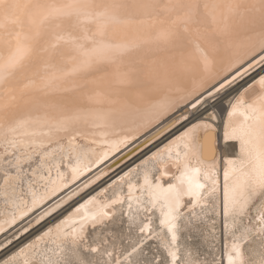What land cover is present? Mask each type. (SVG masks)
Returning <instances> with one entry per match:
<instances>
[{
    "label": "snow or ice",
    "instance_id": "1",
    "mask_svg": "<svg viewBox=\"0 0 264 264\" xmlns=\"http://www.w3.org/2000/svg\"><path fill=\"white\" fill-rule=\"evenodd\" d=\"M120 28L147 35L114 41L110 33ZM209 35L217 44L219 37H225L229 48L244 50L238 60H229L223 72H230L249 56L259 59H253L244 73L254 65H264V0H0V170L4 196H8L9 187L15 188L10 182L22 178L25 164L38 159V167L47 166L49 175L52 167L58 169L60 164L51 161L64 147H52L53 137L69 133L88 119L79 112L63 114L61 108L54 109L59 115L45 110L43 115L34 116L28 105L36 100V94L70 91L62 87L67 78L93 71L106 72L113 65L114 83L120 86L142 84L145 75L152 72L157 78L165 77L170 70L167 65L152 69L142 60L131 58L146 45H171L183 52L194 43L199 53L196 62L190 64L182 59L181 64L182 70L201 72L204 77L197 88L199 95L190 102L196 110L241 75L237 70L231 80L225 77L219 81L221 72L210 73L212 61L199 43ZM126 58L128 66L124 67ZM213 82H218L219 87ZM257 83L260 94L251 102L242 94L228 112L224 141L239 142V158L227 161L230 167L223 172L222 188L215 165L202 167L192 163L197 133L201 128L210 129V121L216 120V115L182 116L185 122H196L173 142L175 151L170 145L149 158L159 165L158 175L146 172L139 187L129 182L126 197L117 195L107 203L93 197L80 204L73 215L56 225L55 231L48 229L19 252L0 259V264H18L20 256L36 252H41L40 264H194L190 252L180 255L179 221H186V227H196L209 217L205 211L209 204L216 215H221L222 208L225 238H231V246L224 245L227 264H264V76ZM88 99L100 102L91 96ZM77 101L78 98L73 99L72 103ZM169 107L160 105L159 114H165ZM108 115L98 113L95 119L105 121ZM68 140L70 155L63 158L71 159L74 154L77 164L71 167V172L75 180L88 168H81L75 136L70 135ZM107 156L105 152L103 159ZM170 168L176 170V175ZM11 170L15 171L14 176ZM32 171L35 174L37 169ZM165 178L171 181L166 186ZM124 179L120 177L121 182ZM137 192L138 195L134 194ZM44 198L33 193L32 207H37ZM125 202L127 210L123 208ZM117 204L121 205L119 224L126 221L129 231L137 225L142 213L149 214L148 222L141 221L139 227L141 239L130 251H118L115 243L116 213L108 209ZM157 211L159 230L152 227ZM27 214L21 211L20 217L13 215L5 220L0 224V232L5 231V224H15ZM215 223L213 219V228ZM165 230L170 240L162 236ZM23 231L26 233L29 228ZM211 235L215 239V233ZM152 240H158L159 244L150 255L145 249ZM49 241L53 247H47ZM41 244L45 246L42 251ZM161 250L165 255L160 254ZM133 256L137 259L133 260ZM25 264L35 262L25 259ZM195 264H224V260L213 255L211 261Z\"/></svg>",
    "mask_w": 264,
    "mask_h": 264
},
{
    "label": "bare ground",
    "instance_id": "2",
    "mask_svg": "<svg viewBox=\"0 0 264 264\" xmlns=\"http://www.w3.org/2000/svg\"><path fill=\"white\" fill-rule=\"evenodd\" d=\"M138 35L147 34L137 33L124 28L110 33L114 41L122 39L132 40ZM218 39L220 40L219 44L210 35L199 41L201 47L207 50L209 58L212 61L210 73L214 75L217 72H221L222 74L218 78L219 81H223L225 77L231 80L236 75L237 70H239L241 75L236 79L235 83L227 85L210 99L206 105L196 110L191 108L190 102L194 101L196 96L199 95L197 88L204 77L201 72L182 70L181 64L182 59L190 64L196 62L199 53L196 52L194 43L183 52H180L171 45H146L131 58L142 60L152 69H159L161 66L167 65L170 70L165 77L157 78L155 72H152L145 75L144 83L142 84L134 82L131 85L120 86L114 83L113 73L116 70V66L113 65L108 66L106 72L93 71L67 78L62 87L70 88V91L54 90L48 92L47 95L42 93L36 94V100L30 102L28 105V109L31 110L34 116L43 115L45 110L50 114L59 115L61 113L54 109L61 108L63 114L79 112L87 115L88 119L86 121L82 120L75 125L69 133H58L53 137L52 147L58 149L60 145H63L64 151H58L54 160L51 161L53 164L59 163L60 167L58 169L52 167L50 175L48 167L45 166L43 169H40L38 167L39 160L35 159L30 165H23L24 174L22 178L19 181L10 182L15 184V188L13 190L12 187H9L8 196L5 197L3 172L0 170V224H3L5 220L11 219L13 215L20 217L21 211L28 213L26 216L18 218L15 224L10 226L4 225L5 231L0 232V259L8 258L19 252L21 248L32 243L36 237L43 235L48 229L51 228L55 231L57 224L73 215L75 209L89 199L96 197L98 202L107 203L117 195L126 197L129 182L139 187L143 182V176L146 172L150 175H158L159 172L156 169L159 168V165L149 158L154 154L159 155L161 150L168 148L170 145L173 146V151H175L173 142L187 127L191 126V123L196 122L195 120H191V123L185 122L181 117L186 115L191 118L192 115L198 114H196L198 110L210 109V113H214L217 119L210 121L212 125L210 129L205 130L201 128L197 133L192 163L193 165L202 167L215 165L222 188L223 172L226 168L230 167L227 161L239 158V142L228 141L226 143L224 141V125L230 119L228 112L231 110V105L238 98H241L242 94H245L243 98L248 102H251L256 95L260 94L261 89L257 82L260 77L264 76V65H254L247 73H244V69L249 67L253 59H259V56L255 58L249 56L243 63H238L230 72H223L229 60H238L244 55V50L236 47L229 48L227 46V38L225 37H219ZM127 66L128 58L125 59L124 64V67ZM254 74L256 75L248 83L239 88L238 93L225 110L219 104H214L222 94L226 93V89L228 90V88L243 82ZM213 83L216 87H219L218 82ZM205 86L211 88L212 84H206ZM98 93L100 95H97ZM90 96L100 102L89 101L88 97ZM76 98H78V101L72 103L73 99ZM129 105H132V107H129ZM160 105L170 106L169 111L160 115ZM210 105L212 107L208 108ZM44 106L50 107L45 109ZM182 111L184 112L180 114ZM218 111L224 112L220 136H218L219 133L217 132L216 125L219 122ZM98 113H110V115H108L107 120L99 121L95 119ZM210 113L205 114L203 117L207 118ZM176 114L180 115L176 116ZM234 119H239V117H235ZM97 124L103 126H94ZM77 132L79 135H76ZM205 132L208 133L207 136ZM70 135L75 136L74 143L80 156L79 163L81 168L83 169L84 166L88 168L87 171H83V174L75 180L71 172V167L77 164L74 154L71 159L63 158L70 155L68 151V137ZM122 141L126 142L121 143ZM225 144L235 145V152L232 154L222 153L219 146ZM0 151H2V148H0ZM105 152L108 153V156L106 159H103ZM210 152L211 154H209ZM145 156L148 157L142 160ZM140 161V165H134ZM130 162L131 164L128 165ZM0 167H2V163H0ZM34 168L37 169L35 174L32 171ZM170 171L173 175H176L174 168H170ZM11 174L14 176L15 171L11 170ZM61 174L63 175L61 176ZM41 177L44 178L41 179ZM120 177H125L123 182L120 181ZM168 182H171L168 178H165L163 181L165 186ZM64 185L67 186L65 187ZM53 189L56 190L53 191ZM33 193L37 196L45 197L43 202L35 208L32 207ZM134 194L138 195L139 193ZM89 207L92 206L90 205ZM29 208L32 210L28 211ZM123 208L127 210V202H125ZM108 210L116 213L113 223L119 229L124 228L123 234L126 235V240L128 239L126 242L128 246L127 250L130 251L131 247L141 239L139 227L142 226L141 221L148 222L146 217L149 214L142 213L137 225L129 231L126 221L124 225L119 224L121 220V205L117 204ZM205 211L210 216H213V218L208 217L196 227H186V221H179L181 225V230L178 232L180 255L183 257L190 252L194 264L198 261L192 255L190 244L184 241L182 237L183 232L190 237L189 234L191 233L189 232H197L199 231V226H206L209 230V237H212L211 234L213 232L215 233L216 240L220 236L217 235L219 232L223 233L225 237L222 208L220 209L221 215H216L213 212L211 204H209V207ZM197 212H200L199 208H197ZM45 213H48V215H45ZM159 218L160 213L157 211L154 213L152 220V227L156 230H159ZM213 219L216 221L215 228H213ZM26 227L29 228V231L25 233L23 229ZM18 234L19 236L17 237ZM30 236L33 239L23 243ZM162 236L170 240V236L167 235L166 230L162 233ZM14 237L17 238L13 239ZM115 243L118 251L124 250V246L121 245L122 243H120L118 238ZM150 243L158 245L159 241H149L147 246ZM225 243L230 247L231 238H225L224 245ZM18 244H21L16 248L18 250L12 253L15 248L14 246ZM3 245H7V247L5 248ZM224 245L223 247L221 246V250L223 248V251H220V259H223L224 264H227V257L224 255ZM53 246L49 241L47 247ZM44 247L41 244V251ZM163 255H165L164 252ZM25 259L34 261L35 264H40L41 252L34 254L26 253V255L20 256L18 264H25ZM136 259L137 257L133 256V260Z\"/></svg>",
    "mask_w": 264,
    "mask_h": 264
},
{
    "label": "rangeland",
    "instance_id": "3",
    "mask_svg": "<svg viewBox=\"0 0 264 264\" xmlns=\"http://www.w3.org/2000/svg\"><path fill=\"white\" fill-rule=\"evenodd\" d=\"M256 74H254L253 76H250L249 78H247L246 80H244L243 82H240L239 84L235 85V86H232L230 88H228V90L226 89V93L225 94H222L219 99L214 102V104H219L221 106V108H223L224 110L227 108V106L230 104V102L233 100L234 96L238 93L239 91V88H241V86L245 85L246 83H248ZM212 107L211 105L208 107L210 108ZM207 109V108H206ZM210 109H207V111L204 110H198V112H196L197 115H200L202 114L203 116H205V114L207 113H210L211 110L209 111ZM217 111V110H216ZM184 111H182L180 114H182ZM219 114L218 116V121L216 123L217 125V132L219 133L221 131V126H222V122L224 120V112H217ZM180 114H176V116L180 115ZM221 134V132H220ZM229 144H225L223 146H219V149L220 151H222V153H234L235 152V145H229ZM231 146V147H230ZM234 146V147H233ZM231 149V151H230ZM148 156H145L143 159L147 158ZM141 161L140 162H137L136 164L134 165H140ZM131 164L128 163V165ZM127 166V165H126ZM209 218H213V216H210L209 215ZM115 232H117L118 236L117 238L120 240V243H122L121 245L124 246V249H127V241L128 239L126 240V235H124V228L122 227L121 229H119L118 227H114L113 229ZM199 231L197 232H189L191 234L190 237L187 236L185 234V232L182 233V237L184 239L185 242H187L188 244H190V249H191V252H192V255L194 257L195 260L199 261V262H203L204 260H208V261H211L212 259V256L214 255L217 259H220V256H221V252L220 251H223V248L221 250V246L223 247L224 245V239L225 237L223 236V233L221 234L219 232V234L217 235H220L218 236V240L216 239H213L212 237H209V230L206 226H199L198 228ZM120 234V235H119ZM36 235V234H35ZM35 235H33L35 237ZM221 235H222V238H221ZM19 236V234L17 235V237ZM122 236V237H121ZM125 236V237H123ZM17 237H14L13 239H16ZM31 238V236L29 237ZM29 238H27L26 240L23 241V243L25 241H31L33 239V237L29 240ZM122 238V239H120ZM125 242V243H124ZM125 244V245H124ZM156 243H150V245L146 246V251L149 252V254L151 255L152 252H155L156 249ZM19 245L21 244H18L17 246H14L15 248L13 249V252L12 253H15L18 249H16L17 247H19ZM214 248V249H212ZM9 253V252H8ZM11 254V253H10ZM160 254L163 256V251L160 252ZM9 256V255H8Z\"/></svg>",
    "mask_w": 264,
    "mask_h": 264
},
{
    "label": "water",
    "instance_id": "4",
    "mask_svg": "<svg viewBox=\"0 0 264 264\" xmlns=\"http://www.w3.org/2000/svg\"><path fill=\"white\" fill-rule=\"evenodd\" d=\"M218 136H220V132H219ZM218 138H219V137H218ZM216 140H217V139H216ZM217 141H218V140H217ZM217 143H218V142H217ZM217 143H216V144H217ZM217 147H218V145H217ZM209 154H211V152H210ZM210 158H211V157H210Z\"/></svg>",
    "mask_w": 264,
    "mask_h": 264
}]
</instances>
